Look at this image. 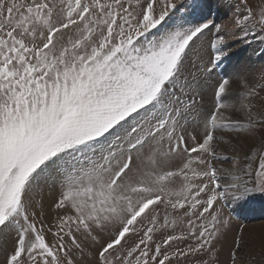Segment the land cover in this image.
I'll list each match as a JSON object with an SVG mask.
<instances>
[{"label":"snow or ice","instance_id":"obj_1","mask_svg":"<svg viewBox=\"0 0 264 264\" xmlns=\"http://www.w3.org/2000/svg\"><path fill=\"white\" fill-rule=\"evenodd\" d=\"M241 6L238 38L264 43V7ZM172 10L175 0H0V235L15 237L5 264H75L78 237L99 245L96 264L214 258L221 202L264 195V140L243 158L216 150L217 133L264 136V111L225 99L233 82L249 100L258 93L236 71L203 108L197 97L230 46L202 10L203 22L165 27ZM212 28L214 57L193 71L189 53ZM53 178L56 208L71 214L48 226L50 242L34 205Z\"/></svg>","mask_w":264,"mask_h":264},{"label":"rangeland","instance_id":"obj_2","mask_svg":"<svg viewBox=\"0 0 264 264\" xmlns=\"http://www.w3.org/2000/svg\"><path fill=\"white\" fill-rule=\"evenodd\" d=\"M177 10L170 12V17L166 18L165 27L173 24H179L185 19H194L197 22H203L200 18L201 10L205 13L203 17L211 24H219L222 26L221 35L225 36L226 45L230 46V54L218 64L214 71L208 74L209 84L205 87L202 97H197V102L203 108H211L214 105V88L211 86L223 78H230L236 71H241L243 79H245L251 88H255L258 95L252 97L250 100L245 97L246 89L241 87L240 83L233 82L231 84V92L225 99H242L245 103H251L254 106V111H264V43L260 42L256 37L249 35L244 39L239 37V29L235 25V20L243 12L241 0H175ZM193 5H198L199 9L195 17L192 16ZM250 6L254 12L264 7V0H250ZM206 9V10H205ZM164 27H160L159 31H164ZM157 30H153L156 33ZM217 34L215 29L211 31L206 30L196 41L195 46L189 53L190 69L197 71L201 64H208L214 57V50L211 48V43L216 39ZM195 67H192V65ZM201 79L203 74L198 73ZM233 119L239 118L244 122V114L242 112L234 113ZM194 134L202 135L203 129L189 128ZM258 131V130H257ZM260 133V130H259ZM222 137V139H221ZM246 134L235 132L217 133V152L220 156H234L233 148L239 150V155L243 158L245 152L255 144L259 145L264 136L256 143L247 145L244 143ZM179 162H174L178 164ZM218 168L230 167V164L218 163ZM61 188L55 178L48 180L46 183H41L40 191L36 196L34 210L36 212V222L38 226H43L47 239L51 242L53 236L47 232L49 225H54L61 215H70L69 208L57 209L56 203L60 198ZM264 202V195L257 193L254 197L247 201H223V218L227 219L228 224L221 230V235L217 242H215L214 258L206 254H193L184 258L180 264H201L203 260H208V264H233L231 253L236 251L233 246L234 241L240 243V250L237 253V264H264V253L252 244L250 232H248V225L264 224V211L259 212L255 203ZM246 216V217H245ZM247 216H250L247 218ZM231 223V224H230ZM264 226V225H263ZM260 227L261 229L264 227ZM179 231V228L177 229ZM264 233V232H263ZM241 237L243 238L241 240ZM14 236L0 235V264H5L7 256L11 253ZM81 239L83 245V253L75 251L73 258L75 264H96V252L99 245H94L91 241ZM107 239V236L104 237ZM264 240V236L262 237ZM252 247V248H251ZM253 251V254H252Z\"/></svg>","mask_w":264,"mask_h":264},{"label":"bare ground","instance_id":"obj_3","mask_svg":"<svg viewBox=\"0 0 264 264\" xmlns=\"http://www.w3.org/2000/svg\"><path fill=\"white\" fill-rule=\"evenodd\" d=\"M206 10V9H205ZM203 14L205 13L204 11L202 12ZM260 138V133L259 130L256 132L255 136L253 139H244V143H246L248 146L252 145L253 143H256L258 141V139ZM255 205L258 207L257 209L259 210V212H263L264 211V202L260 203H255ZM264 213V212H263ZM246 217V216H245ZM250 216H247V218H249ZM231 224V223H230ZM264 224H252V225H248V232H250V236L252 239V244H255V246L257 248H260L259 251L263 254L264 253V240L262 239V237L264 236V230L263 228L261 229L260 227H262ZM264 227V226H263ZM252 248V247H251ZM253 254V251H252Z\"/></svg>","mask_w":264,"mask_h":264}]
</instances>
